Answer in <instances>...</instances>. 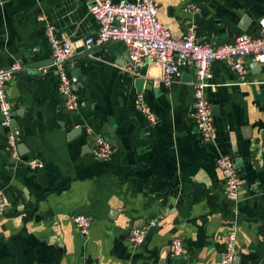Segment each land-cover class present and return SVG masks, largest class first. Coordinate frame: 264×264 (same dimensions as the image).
I'll return each instance as SVG.
<instances>
[{
    "label": "crops",
    "instance_id": "1",
    "mask_svg": "<svg viewBox=\"0 0 264 264\" xmlns=\"http://www.w3.org/2000/svg\"><path fill=\"white\" fill-rule=\"evenodd\" d=\"M157 2L159 21L174 38L195 26L197 40L215 46L231 34L258 35L264 18V0ZM188 5L199 11H186ZM42 17L73 46L77 112L59 95ZM98 29L83 0H0V67H24L9 86L21 162L10 161L0 125V187L10 201L0 209V264H218L234 227L239 264H264V69L250 60L241 81L225 62L213 63L215 90L206 95L218 138L210 144L193 119L194 69L165 86L157 64L132 71L122 43L84 53L85 39ZM140 78L160 83L161 90L144 95L160 119L152 130L134 108ZM88 128L114 144L111 158L94 156ZM220 155L238 165L237 208L226 197ZM31 159L44 168L28 167ZM75 214L92 218L87 236ZM145 227L144 244L134 248L129 232ZM175 239L184 253L173 259Z\"/></svg>",
    "mask_w": 264,
    "mask_h": 264
},
{
    "label": "built area",
    "instance_id": "2",
    "mask_svg": "<svg viewBox=\"0 0 264 264\" xmlns=\"http://www.w3.org/2000/svg\"><path fill=\"white\" fill-rule=\"evenodd\" d=\"M89 7L99 29L93 36L84 41L83 52L89 54L94 48L105 47L112 43H122L132 63L131 70L135 73L147 66L157 64L162 71L160 82L170 86L178 79L183 69L191 67L195 72L194 112L193 119L198 136L215 144L218 138L217 129L212 113V104L206 93L208 89L215 90L210 84L211 68L214 62H225L241 81H245L250 60L258 63L264 69V18L259 22L260 34L239 35L231 44L215 46L204 44L197 40L196 27L191 26L181 39L173 37L170 29L163 25L158 18L159 4L157 0H83ZM188 12H198L195 5L186 7ZM44 21V17H42ZM45 31L51 48V70L58 79V92L70 112H77L81 107L78 93L80 79L71 73L70 64L75 56L72 44L68 39L61 38L55 26L46 21ZM24 67L15 62L9 68L0 67V125L7 131V151L10 161L19 163L22 156L19 152L22 132L13 126L14 110L9 99V86L13 77ZM135 111L145 119L150 130L159 124V117L150 107L144 94L137 95L134 103ZM91 137L92 152L99 160H107L114 155V144L101 135H95L93 130H86ZM31 169H42L44 163L37 159L27 162ZM216 165L221 173L227 199L236 206L240 202L241 176L235 165V160L229 155H220ZM10 201L0 187V209L8 210ZM238 212V209L235 210ZM73 221L83 236H87L92 225L89 215L75 214ZM155 226L151 223L150 227ZM150 228L131 230L128 240L134 248L144 244ZM238 230L234 227L227 234L224 253L218 264H235L238 256ZM184 253L182 239L172 243L171 257L179 258ZM173 264V263H166Z\"/></svg>",
    "mask_w": 264,
    "mask_h": 264
},
{
    "label": "water",
    "instance_id": "3",
    "mask_svg": "<svg viewBox=\"0 0 264 264\" xmlns=\"http://www.w3.org/2000/svg\"><path fill=\"white\" fill-rule=\"evenodd\" d=\"M244 23H247L246 22V20H244ZM259 34H260V32H259ZM258 34V35H259ZM234 35L233 34H231V37H230V39H228V40H226V41H222L219 45H217V46H224V45H227V44H231V43H233L234 41H235V38L233 37ZM38 64V63H37ZM259 65V64H258ZM260 66V65H259ZM30 68H35V69H40V68H44V66L43 65H34V66H30ZM262 68V67H261ZM33 74H35V75H37V76H42V72H35V73H33ZM185 77V76H184ZM136 88H137V92H138V94H140V93H142V94H146V92L147 91H154L155 93H156V91L157 90H161L160 89V83H159V81H156V82H154V81H149V82H146V80L145 79H143V78H140V79H137L136 80ZM13 126H14V124H13ZM15 127V126H14ZM211 144V143H210ZM21 149H22V146L20 145L19 146V152H20V155L22 156L23 155V153H22V151H21ZM235 165H236V167L238 168V165H237V163H236V161H235ZM221 260V259H220ZM235 264H239V257L237 256L236 257V259H235Z\"/></svg>",
    "mask_w": 264,
    "mask_h": 264
}]
</instances>
